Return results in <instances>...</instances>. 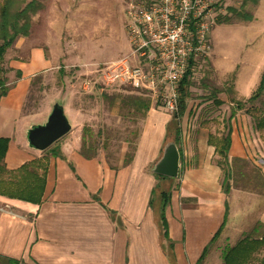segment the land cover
Here are the masks:
<instances>
[{
	"label": "crops",
	"instance_id": "obj_1",
	"mask_svg": "<svg viewBox=\"0 0 264 264\" xmlns=\"http://www.w3.org/2000/svg\"><path fill=\"white\" fill-rule=\"evenodd\" d=\"M35 49L28 60H12L22 74L0 99V137L10 138L6 166L16 169L45 154L27 135L47 121L56 104L71 130L62 142L63 155L50 157L40 203L0 195V264H197L222 225L199 264H224L228 248L246 237L264 238V153L256 134L247 125L240 128L238 115L228 118L227 129L223 117L217 121L211 115L192 130L182 115L179 173L159 178L155 168L170 144L173 114L144 89L105 87L102 70L93 87L66 78L61 65L49 61L53 56ZM33 52L43 61L36 67ZM25 63H31L28 70ZM85 125L100 147L91 158L80 152ZM229 129L232 177L226 194L208 138ZM105 140L108 146H100ZM162 191L170 193L167 241ZM253 262L264 264V246L247 264Z\"/></svg>",
	"mask_w": 264,
	"mask_h": 264
},
{
	"label": "rangeland",
	"instance_id": "obj_2",
	"mask_svg": "<svg viewBox=\"0 0 264 264\" xmlns=\"http://www.w3.org/2000/svg\"><path fill=\"white\" fill-rule=\"evenodd\" d=\"M21 1L24 7L31 0ZM38 1L42 7L30 14L29 34L19 35L1 60V77L7 85L12 86L20 76L11 67L12 60H28L35 48L53 56L49 61L61 65L66 78L92 87L98 83L106 63L130 53L129 0ZM213 1L218 3L216 24L210 32L213 50L196 62L184 114L186 126L192 130L201 118L214 115L217 121L218 116L225 119L227 129L228 118L235 113L240 128L247 125L256 134L258 147L264 153V129L257 127L258 118L264 114V94L247 101L264 71V0ZM233 9H244L252 20L236 17ZM37 53L31 57L34 67L43 62ZM25 64L28 70L30 64ZM110 142L112 146L113 137ZM162 236L167 241L164 233Z\"/></svg>",
	"mask_w": 264,
	"mask_h": 264
},
{
	"label": "built area",
	"instance_id": "obj_3",
	"mask_svg": "<svg viewBox=\"0 0 264 264\" xmlns=\"http://www.w3.org/2000/svg\"><path fill=\"white\" fill-rule=\"evenodd\" d=\"M128 18L130 53L106 63L102 84L144 89L168 112L177 114L181 80L213 50L210 32L217 20L216 3L129 0Z\"/></svg>",
	"mask_w": 264,
	"mask_h": 264
},
{
	"label": "trees",
	"instance_id": "obj_4",
	"mask_svg": "<svg viewBox=\"0 0 264 264\" xmlns=\"http://www.w3.org/2000/svg\"><path fill=\"white\" fill-rule=\"evenodd\" d=\"M258 2L259 0H252ZM218 5V3L216 4ZM42 7V3L38 0H31L22 7L21 0H2L0 4V99L8 93L11 86L7 85L6 80L1 77L3 67L1 65V60L4 57L6 50L12 46L14 41L19 35L27 36L29 34V29L31 27V13L36 12ZM233 13L236 17L245 18L247 20H252V15L249 12L244 11V9H233ZM231 19L230 17L227 18ZM191 65L195 64L194 60L190 61ZM18 74L21 76V71L18 70ZM193 71L188 69L184 78L181 80L179 85V112L173 114V126L168 135V143L180 142L181 129L178 125V117L185 114L186 107L188 106V97H190V87L191 78ZM264 94V71L262 72L261 79L256 91L247 99L248 102L259 99ZM240 102L238 106H240ZM257 127L264 129V114L258 118ZM110 131V130H109ZM102 130L99 132L101 136ZM65 137V136H64ZM64 137L57 140L51 147L46 149L45 154L41 157L32 159L22 164L16 169H9L5 163L6 153L8 151V146L10 142L9 137H0V195L7 196L10 198L25 200L32 203H40L43 199L47 172L51 156H62V142ZM208 143L215 146L216 163L223 170V190L226 194L229 193L231 187V177L232 169L229 161V152L232 146V132L231 129L227 133L220 136L210 134L208 138ZM100 146L107 147L108 140H105ZM99 145H93V137L91 127L85 125L83 127L82 134V144L80 147V152L87 158L96 156L98 153ZM72 169L73 165L70 164ZM159 178H164L166 175H161L156 173ZM158 192V186L152 191V197L150 199V204L155 201ZM154 194V195H153ZM161 207H160V217L162 221L163 233L167 240H170L166 219V205L170 198V193L162 191L161 192ZM228 210V203H226V212ZM223 226L220 228L218 233L214 236L210 244L205 248L202 256L198 260L199 264L209 246L213 243L215 238L221 233ZM173 245L171 241V246ZM264 246V238L260 240L252 238H244L238 244L233 247L228 248L224 252V264H247L252 257V254Z\"/></svg>",
	"mask_w": 264,
	"mask_h": 264
},
{
	"label": "water",
	"instance_id": "obj_5",
	"mask_svg": "<svg viewBox=\"0 0 264 264\" xmlns=\"http://www.w3.org/2000/svg\"><path fill=\"white\" fill-rule=\"evenodd\" d=\"M71 130V124L63 107L56 104L47 121L32 126L28 131V141L32 147L46 150L57 140L67 135ZM180 152L176 143H170L165 150L162 159L156 165L155 171L161 175L176 177L179 173Z\"/></svg>",
	"mask_w": 264,
	"mask_h": 264
}]
</instances>
